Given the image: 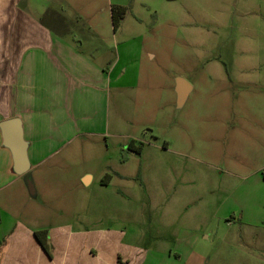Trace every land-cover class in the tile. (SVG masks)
I'll return each mask as SVG.
<instances>
[{
	"label": "rangeland",
	"instance_id": "obj_1",
	"mask_svg": "<svg viewBox=\"0 0 264 264\" xmlns=\"http://www.w3.org/2000/svg\"><path fill=\"white\" fill-rule=\"evenodd\" d=\"M70 1L114 55L109 2L128 7L117 34L128 73L112 90L107 134L7 186L5 207L37 228L125 230L185 264H264V0ZM178 77L193 88L182 105ZM133 139L141 153L128 151ZM106 166L130 179L101 186Z\"/></svg>",
	"mask_w": 264,
	"mask_h": 264
},
{
	"label": "crops",
	"instance_id": "obj_2",
	"mask_svg": "<svg viewBox=\"0 0 264 264\" xmlns=\"http://www.w3.org/2000/svg\"><path fill=\"white\" fill-rule=\"evenodd\" d=\"M67 4L73 3L0 0V123L14 117L22 120L31 169L45 164L81 137L107 134L112 90L120 74L126 76L129 69L121 64L119 30L112 29L111 34L114 55L109 47L104 48L103 41H109L110 36L88 28L83 7H77L74 14L66 9ZM112 4L110 1V12ZM110 21L113 28L112 15ZM126 144L128 151L137 153L135 139ZM102 172L101 186L109 187L115 179H130L109 166ZM28 176L14 172L13 157L3 144L0 129V239H4V243L0 240V264L186 263L173 251L158 258L151 239L139 244L128 239L125 230L84 223L37 228L33 222H25L5 207L7 197L2 193L12 183L27 184ZM81 180L90 187L96 175L85 171ZM41 229L49 230L51 256L35 236Z\"/></svg>",
	"mask_w": 264,
	"mask_h": 264
},
{
	"label": "water",
	"instance_id": "obj_3",
	"mask_svg": "<svg viewBox=\"0 0 264 264\" xmlns=\"http://www.w3.org/2000/svg\"><path fill=\"white\" fill-rule=\"evenodd\" d=\"M192 86L183 77H178L176 81V92L178 102L185 103ZM3 136V144L7 147L13 157V170L17 175H27L31 169L28 156L29 144L24 136L23 122L19 117L6 119L0 123ZM31 194H35L32 181L28 180Z\"/></svg>",
	"mask_w": 264,
	"mask_h": 264
},
{
	"label": "trees",
	"instance_id": "obj_4",
	"mask_svg": "<svg viewBox=\"0 0 264 264\" xmlns=\"http://www.w3.org/2000/svg\"><path fill=\"white\" fill-rule=\"evenodd\" d=\"M128 11V7L120 4H112L111 6V15H112V22H113V29L115 32L119 30L121 27L122 21ZM130 149H133L132 147ZM137 153H141L142 147L138 149H134ZM35 236L38 242L41 244L42 248L45 252L51 256V243L49 237V230L48 229H41L35 232Z\"/></svg>",
	"mask_w": 264,
	"mask_h": 264
}]
</instances>
